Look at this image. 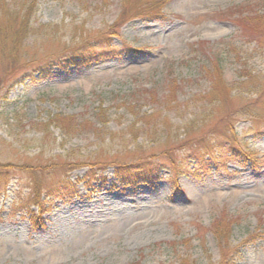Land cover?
<instances>
[{
  "label": "rangeland",
  "instance_id": "1",
  "mask_svg": "<svg viewBox=\"0 0 264 264\" xmlns=\"http://www.w3.org/2000/svg\"><path fill=\"white\" fill-rule=\"evenodd\" d=\"M24 1L8 0V8ZM161 1L160 16L138 17L143 8L127 0L121 19L122 0H37L32 26H51L50 36L64 26L62 44L119 21L111 39L126 49L121 59L57 70L1 99L0 166L12 183L0 196V264H222L224 241L213 227L226 217L232 253L263 235L240 248L236 264H264V121L228 119L248 98L264 120V0ZM59 44L29 55L55 54ZM209 71L226 92L213 93ZM228 125L246 135L255 161L226 159L197 173L186 146ZM143 160L160 169L157 183L117 181V165ZM35 174L45 190L79 181L78 194L55 199L38 226L20 208Z\"/></svg>",
  "mask_w": 264,
  "mask_h": 264
},
{
  "label": "trees",
  "instance_id": "2",
  "mask_svg": "<svg viewBox=\"0 0 264 264\" xmlns=\"http://www.w3.org/2000/svg\"><path fill=\"white\" fill-rule=\"evenodd\" d=\"M165 3L166 1L163 2L161 0H136V6L138 8H143L140 9L141 13L137 16L158 17L161 15ZM22 5L15 11L8 8L11 6L8 0H0V68L4 70L2 71V75L0 74V101L1 99L8 98V95L16 88L39 85L57 70H69L71 68L80 70L81 68H88L101 59L122 58L123 49L126 48H124V46L114 45L113 39L111 38L115 33L111 34V32L114 31L118 25L122 27L123 22L116 21L109 32L100 33L95 37L87 36L88 38L82 40L76 39L71 44H62L58 33L61 31L59 28L64 29V26L53 27L55 29V35L50 36L49 27L51 26H39L34 28L31 24L37 10V0H25ZM121 9L122 13L120 18L126 19L125 16L128 15V13H126L127 0H122ZM49 42L60 43L57 52L35 59L38 61L34 63L35 60L29 55L31 48H37L40 44ZM27 56H29V58H27ZM205 74L212 80L213 93L215 95L216 90L219 92L227 91L224 88L222 81L223 77L215 79V73L211 71ZM170 83V92L172 96H175V90L179 85L176 80H172ZM244 99L247 103L236 112L231 113L228 119L233 116H243L251 117L256 121H264L253 115L257 103H248L249 99ZM166 101L169 102L173 100L172 98L170 99V97H165V102ZM208 120H210L209 116ZM61 122L60 127L66 129V124H64V122H68V120L62 119ZM72 123H74V120L68 124L73 125ZM221 123H223L222 120L220 121V124ZM76 127L77 125H74V129L72 130V128H70V131L74 132ZM211 135L212 131L197 139L195 143H189L188 146H186L189 159L196 162L198 167L197 173L207 170L209 165L220 166L226 159L243 162L245 159L249 158L255 161V154L251 152L249 148L246 135L238 134L233 129L232 125H228L223 133L218 131V135L215 138L213 136L211 137ZM170 156L172 160L173 157L171 153L169 154V157ZM148 161L149 162L143 160L135 165H117L115 174L117 181L130 184H134L138 181L150 185L157 183L160 180V169H158L155 163H151L150 160ZM170 164L174 165L175 162L172 163L171 161ZM87 177L90 182H93V180L96 179V173L93 171L88 172ZM32 179L33 181L31 184H28L31 189L29 197L23 201L19 199V201H21L20 208L27 211L31 223L35 226L43 224V217L49 213L55 199H63L67 202L78 194L77 186L79 181L73 183L70 178H66L56 184L54 188H48L46 190L37 174H35ZM11 183L8 166H0V196L9 193ZM233 224L234 222L229 221L226 217L225 221L218 222L213 227L214 235L216 234L218 240L224 241L223 244H221L223 249L222 264H236L237 261H239L237 256L241 255L240 248L252 243L255 244L258 238L260 239L263 237L260 233L251 234L245 243L236 248L235 252L232 253L233 247L230 241ZM219 230L221 232H218ZM233 255L236 256L231 260Z\"/></svg>",
  "mask_w": 264,
  "mask_h": 264
},
{
  "label": "bare ground",
  "instance_id": "3",
  "mask_svg": "<svg viewBox=\"0 0 264 264\" xmlns=\"http://www.w3.org/2000/svg\"><path fill=\"white\" fill-rule=\"evenodd\" d=\"M107 203H109V204H110L111 202H107Z\"/></svg>",
  "mask_w": 264,
  "mask_h": 264
}]
</instances>
